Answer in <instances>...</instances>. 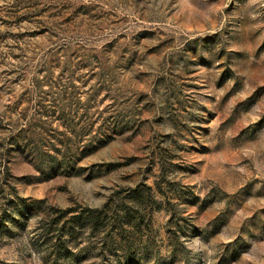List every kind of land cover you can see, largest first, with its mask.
Instances as JSON below:
<instances>
[{
    "label": "rangeland",
    "instance_id": "1",
    "mask_svg": "<svg viewBox=\"0 0 264 264\" xmlns=\"http://www.w3.org/2000/svg\"><path fill=\"white\" fill-rule=\"evenodd\" d=\"M0 264H264V0H0Z\"/></svg>",
    "mask_w": 264,
    "mask_h": 264
},
{
    "label": "trees",
    "instance_id": "2",
    "mask_svg": "<svg viewBox=\"0 0 264 264\" xmlns=\"http://www.w3.org/2000/svg\"><path fill=\"white\" fill-rule=\"evenodd\" d=\"M72 166V167H71ZM73 168V169H71ZM74 165H70V166H67V164L65 165L64 164V170L67 171V172H74L78 169H74ZM71 210V208H66V209H62L63 211V215L66 214V212H69ZM78 214L77 213H72L70 215V217L68 218L69 220H71L72 222H76L77 218H78ZM100 222V215H90L89 216V224L92 228H95ZM72 231H69V233H71ZM56 245H58L59 247H64V250H65V245H63V239L58 237V239L56 240Z\"/></svg>",
    "mask_w": 264,
    "mask_h": 264
}]
</instances>
